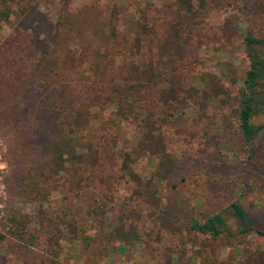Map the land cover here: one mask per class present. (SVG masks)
<instances>
[{"label":"rangeland","instance_id":"rangeland-1","mask_svg":"<svg viewBox=\"0 0 264 264\" xmlns=\"http://www.w3.org/2000/svg\"><path fill=\"white\" fill-rule=\"evenodd\" d=\"M65 2L67 10L92 14L93 26L85 24L77 36L60 34L51 79L53 87L69 89L75 130L88 146L77 148L75 163L46 159L43 141L33 138L12 155L0 131V264H164L172 249L179 261L168 264H264V237L237 233L229 207L238 203L253 228H264V129L245 143L236 119L244 37L264 40V0H190L174 23L184 53L161 72L176 67L164 84L177 96L170 107L182 113L154 124L164 143L161 157L140 153L147 107L146 100L140 107V60L153 58L145 46L140 52V15L160 13L172 0ZM61 8L62 0H0L7 14L0 41L20 33L8 53L11 68L36 61L37 53L20 55L25 39L51 36ZM134 79L132 101L126 92L117 104L108 101L110 89ZM218 79L230 94L226 101L211 90ZM32 89L36 105L51 91ZM147 90L144 97L162 106L161 94ZM258 96L251 122L264 124V80ZM216 212L231 237L188 230L193 219Z\"/></svg>","mask_w":264,"mask_h":264},{"label":"trees","instance_id":"trees-1","mask_svg":"<svg viewBox=\"0 0 264 264\" xmlns=\"http://www.w3.org/2000/svg\"><path fill=\"white\" fill-rule=\"evenodd\" d=\"M66 5L67 2L62 0V8L57 15L55 31L51 36L43 39H25L23 44L25 55L22 53L20 55L27 57L37 53L39 55H36V61L24 64L21 68H11L8 53L12 47L17 46L14 43L18 41L20 33L16 30L13 37L0 41V131L2 130L3 135L8 139V149L12 155L16 154L15 150L19 148V143H28L33 138L43 141L41 148L46 159L60 161L62 157H65L70 163H75L77 148L80 150L88 146V142L81 140L75 130L77 115L67 104L71 96L69 89L66 92V89L62 90L59 86L53 87L54 84L56 85V80L51 79L52 67L56 63L51 55L61 49L60 34L67 33V37L72 34L77 36L85 24L93 26L92 14L82 15L81 11L75 13L67 10ZM189 6L190 0H172V2L164 4L160 13L151 11L150 14L142 12L140 15V52L141 48L145 46L149 54L153 56L152 59L148 58L143 62L140 60V107H142L143 100L147 101L144 114L140 115V153L146 152L149 156L161 157L164 152V143L161 140V135L157 132L158 130L155 131L154 124L157 122L161 126L169 121H176L182 113L176 107H170L172 104L169 102L177 100V96L174 94V90L164 84L169 81L171 70H175L176 67H171L172 69L165 73L161 70L171 63L173 66L174 62L182 59L186 41L180 37L178 30L176 28L173 30L172 27L176 26L175 24ZM1 21H7L6 12L0 11ZM244 42L246 69L237 88L236 119L243 142L249 143L264 129V124L251 122L261 107L258 87L264 80V53L262 50L264 40L247 35L244 37ZM152 47H155L153 51ZM16 59L21 60L22 58L16 57ZM50 65L51 68H48ZM130 71L134 72L132 77L135 78V70ZM134 84L135 79L129 84L123 83L120 90L117 87L110 89L108 101L117 104L120 99L118 96L125 98V92L126 97L132 101L133 94H136L137 89ZM158 84L161 85L158 86ZM35 85L45 90L51 88V91L41 100V105H36L35 96L37 95H32V87ZM149 87L156 89V92L161 94L162 106L158 107L152 96L144 97L142 90L146 89L149 92L147 90ZM211 88L215 96L222 95V98H219L221 102L222 99L226 101L230 95L220 79L214 81ZM192 90L195 96L198 95L197 88L193 87ZM169 108L173 109L169 110ZM135 118L136 116H132V119L135 120ZM168 160L169 157L164 163H168ZM229 207L232 215L238 221L237 233L255 230L257 234L264 237V228H253L238 203L231 202ZM188 230L193 234L209 235L213 239L220 237L223 233H226L227 237L233 235L226 228V222L221 212L207 215L201 222L193 219L188 225ZM141 242L142 238L140 237V244ZM171 253L168 262L164 261V264L179 261L177 251L172 249Z\"/></svg>","mask_w":264,"mask_h":264}]
</instances>
